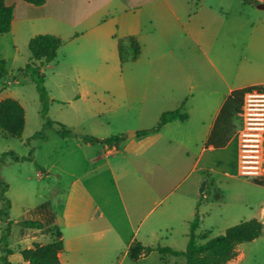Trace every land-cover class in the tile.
Returning <instances> with one entry per match:
<instances>
[{"label": "crops", "instance_id": "0c3cea01", "mask_svg": "<svg viewBox=\"0 0 264 264\" xmlns=\"http://www.w3.org/2000/svg\"><path fill=\"white\" fill-rule=\"evenodd\" d=\"M5 1L12 6V20L10 30L4 34L13 48L17 50L19 39L27 44L40 33L60 37V47L69 49L68 64L94 71L91 77L89 73L90 78L115 88L120 104L114 111L122 117L158 120L161 113L177 108L186 114L184 120L169 122L157 132L142 135L138 142L124 138L121 142H127L129 153L119 152V146L99 144L102 155L87 158L95 164L87 171L89 180L73 177L66 187L54 190L51 200L40 204L46 205L52 225L62 234L60 263L93 264L89 261L92 254L107 249L110 240L122 239L124 219L128 223L132 219L130 209L139 213L142 222L157 205L158 164L146 152L157 145L161 130L193 118L202 133L194 163L198 165L215 118L230 92L264 84V15L229 18L222 10L223 0H45L39 6L23 0ZM255 4L252 5L256 7ZM129 37H135L139 45L136 59H132ZM119 41L123 61L119 58ZM235 123L237 131L241 125L239 114ZM140 127L131 132V137L148 129ZM232 142L237 159L236 132L221 149ZM81 144L92 145L83 141ZM135 148L140 152H132ZM221 149L214 151L218 164L208 171L213 185L216 171L218 176L240 177L236 164L235 171L230 168L231 159L217 157ZM222 161L228 165L218 171ZM201 168L204 170L205 166ZM160 174L167 176L165 170ZM110 181L114 189L107 187L106 192L104 187ZM89 184L102 188V193L95 187L92 190ZM171 189L170 183L164 197L171 194ZM210 200H214L212 196L206 197L199 208ZM44 215L45 212L37 214L36 219H43ZM253 215L263 224L264 206ZM22 230L31 243L51 240L41 229ZM43 236L48 242L41 241ZM132 239L131 244L137 241ZM242 255L238 254V258Z\"/></svg>", "mask_w": 264, "mask_h": 264}, {"label": "rangeland", "instance_id": "374dc122", "mask_svg": "<svg viewBox=\"0 0 264 264\" xmlns=\"http://www.w3.org/2000/svg\"><path fill=\"white\" fill-rule=\"evenodd\" d=\"M223 3L222 10L229 18L241 15L246 19L258 13L264 15V9L258 10L254 5L245 4L241 0H223ZM17 44L16 50L12 47L8 35L0 36V58L5 61L6 70V74L0 77V100L11 97L24 109V128L21 136H10L0 129V209L7 200L10 201L7 215L13 223L7 243L12 251L8 257L11 264H22L19 249L33 245L30 237L24 235V230L17 222L35 219L37 217L35 208L51 200L55 196L54 190L66 187L73 177L80 176L84 181L89 180L87 171L95 164L87 158L91 159L102 153L98 152L99 144L90 146L81 144L82 135L106 138L124 134L125 141L138 142L143 136L138 134L131 137V132H135L141 128L140 126L149 128L157 121L122 117L118 111H114L120 104L115 88L90 78L91 72L94 71L77 69L68 64L69 49L62 46L54 60L41 65L44 75L43 86L47 92L45 116L55 123L64 125L74 133V136L68 138L59 136L54 130L57 125L54 124L53 128L44 130L46 139L33 137L36 132L42 130L43 104L36 82L20 72L31 61L26 41L19 39ZM197 128L194 119L190 118L183 123L169 124L161 130V138L157 145L146 152L158 164L157 205L148 212L142 222L139 213L130 209L132 219L130 223L124 219L122 239L115 242L110 240L108 244L106 243L107 249L99 254L95 252L89 261L93 264L186 263L183 255H162L156 250L134 260L128 251L131 237L132 240L152 247L161 245L177 250L185 249L189 222L194 217L199 185L204 178L201 164L194 165L202 144V133ZM125 143L118 144L119 152H131L129 145ZM132 152L140 150L135 148ZM14 156L19 159L15 160ZM217 157L231 159L229 166L235 171L234 142L226 149L218 150ZM227 165V162L222 161L217 170L223 171ZM163 170L167 173L166 182L165 177L160 174ZM216 173H214L216 177H213L214 185L210 189L212 192L213 188L219 190L221 198L210 200L199 208L200 222L196 232L200 237H203V234L207 238L219 235L229 226L255 218L253 214L264 206L262 203L264 183L256 184L251 178L223 177ZM170 183L171 194L164 197L163 192ZM89 187L92 190L94 187L98 188L96 190L102 193L99 186L89 184ZM107 187L111 191L114 189L111 181L109 186L104 187L106 192ZM106 209H108L106 213H109L110 208ZM121 213L124 215L122 210ZM262 219L264 220V217ZM3 226L4 223L0 220V236ZM40 239L42 242H48L46 236ZM205 239L199 238V241L203 242ZM240 253L243 255L238 258ZM231 264H264V222L259 237L237 246V257Z\"/></svg>", "mask_w": 264, "mask_h": 264}, {"label": "trees", "instance_id": "16d2710c", "mask_svg": "<svg viewBox=\"0 0 264 264\" xmlns=\"http://www.w3.org/2000/svg\"><path fill=\"white\" fill-rule=\"evenodd\" d=\"M24 2L39 6L44 4L45 0H23ZM245 4H254L255 0H241ZM12 6L8 5L5 0H0V35L7 33L11 27ZM128 41L133 50L132 59H136L140 53L138 42L135 37H129ZM63 41L60 37L53 34H36L32 36L27 47L31 53V61L28 62L24 69L20 71L22 74L29 76L36 82V87L39 92L40 101L43 104L42 116L44 123L42 130L36 132L33 137L46 139L44 130L54 128L55 132L63 137L68 138L74 136V133L65 128L60 123H55L49 117L45 116V103L47 101V92L43 86L44 75L41 71L43 63L50 62L55 59L59 47ZM119 58L123 61V51L121 42L118 43ZM6 74L5 61L0 58V77ZM14 79L16 76L13 77ZM256 88L264 91V84L252 85L244 88L235 89L230 92L223 102L218 115L215 118L212 130L206 140L205 147L200 159V164L205 166L203 171L204 178L199 185V195L195 204V214L189 222V230L187 233L188 241L184 250H177L170 246L157 245L143 246L140 242H133L128 254L137 260L141 256L147 255L152 250L158 251L162 255L179 256L183 255L186 259L185 264H226L232 260L237 254V246L240 243L251 241L262 234L263 224L256 218L241 221L237 224L229 226L223 233L207 238L196 232L199 227V212L198 208L205 201L206 197L212 196L214 200L221 198L219 190L210 187L213 186L212 181L208 177L209 169H213L218 161L214 158V151L223 148L231 137L235 134L237 125L235 117L240 113L243 104V98L246 91ZM186 114L181 113L180 109H174L161 113L155 125L148 129L137 131L139 135L157 132L160 128L174 120H184ZM24 128V109L22 105L11 97H6L0 100V129L6 134L14 137H19ZM125 138L124 134L115 135L106 138H99L93 135H82L81 140L90 144H100L107 146H115ZM12 154V153H10ZM15 160L19 158L14 156ZM256 184H262L263 179H254ZM10 208V201H6L4 207L0 209V220L4 223L2 234L0 236V264H11L9 255L12 253L8 247L7 238L10 234L12 221L8 219L7 211ZM43 219H25L17 222L22 228L41 229L43 232L50 235L51 240L48 243L40 244L33 243L31 247L19 249V254L24 260V264H61L59 253L63 250L62 234L60 230L52 225L51 215L46 211V205L42 204L35 208V213H44ZM208 233V232H207ZM199 238H206L203 242Z\"/></svg>", "mask_w": 264, "mask_h": 264}, {"label": "built area", "instance_id": "2783aa9c", "mask_svg": "<svg viewBox=\"0 0 264 264\" xmlns=\"http://www.w3.org/2000/svg\"><path fill=\"white\" fill-rule=\"evenodd\" d=\"M237 135V174L251 179L264 178V91L245 92Z\"/></svg>", "mask_w": 264, "mask_h": 264}, {"label": "water", "instance_id": "95a60500", "mask_svg": "<svg viewBox=\"0 0 264 264\" xmlns=\"http://www.w3.org/2000/svg\"><path fill=\"white\" fill-rule=\"evenodd\" d=\"M256 7L259 8V9H264V2H256ZM135 134V133H133Z\"/></svg>", "mask_w": 264, "mask_h": 264}]
</instances>
